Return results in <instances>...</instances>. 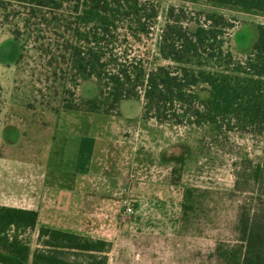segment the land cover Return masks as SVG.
Returning a JSON list of instances; mask_svg holds the SVG:
<instances>
[{"label": "rangeland", "instance_id": "374dc122", "mask_svg": "<svg viewBox=\"0 0 264 264\" xmlns=\"http://www.w3.org/2000/svg\"><path fill=\"white\" fill-rule=\"evenodd\" d=\"M143 1L159 7L154 36L146 44L152 52L171 7L234 20L227 47L237 61L247 59L257 40V26L264 24V13L199 0ZM32 23L40 22L32 19ZM19 28L20 46L13 40ZM53 39V23L27 27L25 21L0 13V205L17 203L24 181L26 201L19 205L35 206L44 195L40 168L48 176L44 180L52 184L53 171L76 173L75 167L86 160L99 167L96 174L105 177L106 187H120L123 192L133 180H148L163 194L155 201L115 200L120 202L115 208L121 211V227H100L93 236L86 235L111 243L108 264H224L217 247L240 244L241 210L255 209L258 193L264 198V186L258 191L252 179V171L258 165L264 167V136L155 120L140 128L135 123L140 114L143 117V104L135 100L123 101L117 115L66 111L67 97L89 100L99 90L94 81L73 89L67 79H61L53 66ZM99 125L105 138L97 143L91 138ZM4 157H19L30 167L13 168ZM136 166L138 170H133ZM112 176L121 180L120 186L113 185ZM124 201L134 208L130 216L124 213ZM38 234L37 230L27 235L32 250L38 247Z\"/></svg>", "mask_w": 264, "mask_h": 264}, {"label": "trees", "instance_id": "16d2710c", "mask_svg": "<svg viewBox=\"0 0 264 264\" xmlns=\"http://www.w3.org/2000/svg\"><path fill=\"white\" fill-rule=\"evenodd\" d=\"M199 1L264 13V0ZM0 13L27 27L53 23V66L61 79L73 89L96 83L98 96L67 97L66 111L117 115L123 101L135 100L143 104V118L159 124L264 136V24L257 26L247 59L237 61L227 47L235 21L223 14L171 7L152 52L146 44L159 7L151 1L0 0ZM32 19L40 23L30 24ZM15 32L20 46L21 29ZM252 179L261 192L264 167L258 165ZM38 218L33 210L0 207V264H108L110 242L47 227L39 229L32 251L27 235ZM238 231L240 244L219 245L218 258L224 264H264L260 193L255 209L241 210Z\"/></svg>", "mask_w": 264, "mask_h": 264}, {"label": "crops", "instance_id": "0c3cea01", "mask_svg": "<svg viewBox=\"0 0 264 264\" xmlns=\"http://www.w3.org/2000/svg\"><path fill=\"white\" fill-rule=\"evenodd\" d=\"M136 120L137 122L135 124L140 128L146 126V122H150L149 120L141 117V114L140 118ZM100 128L101 127L99 125L97 127V131L95 132L96 134H94L95 138H91L97 143L104 140L102 137L105 138L104 132L100 134ZM93 130L94 129H92V132ZM86 131L89 130L87 129ZM55 135L56 134H53V140L57 141ZM100 138H102V140H100ZM61 149L68 150V147L61 146ZM91 152H93V149H91ZM62 154L65 153L63 152ZM79 154L80 152H78V156ZM82 159L83 158L81 157V160ZM3 160L7 163V165L11 164L13 168L17 167L21 169L23 167L26 168V166L30 167L29 164L25 165L26 163L21 161V158L19 157H4ZM79 161L80 159H78L77 162ZM80 164V168L75 167L76 173L68 172L66 175L65 173L63 175L57 171H53L52 184L47 182V180H44L48 177L47 175L45 177L43 173L42 169L44 168H38L40 173H42L41 176H39V179H42L40 188L43 190L42 192H44L42 199H39L38 203L35 206L33 205V207L27 208L19 205L22 200H24V203L26 201L25 194L27 190L25 189V182L23 181L21 183L22 188H19L17 195L18 202L15 203L13 201L15 200L14 197H9V193H6L7 198H10L13 203L10 205H0V207H13L36 211L39 218L35 231H39L41 227H47L76 233L82 236H93L92 233L98 232L100 227H121L118 223L121 211L118 207L115 208L116 203L120 202H115V200L119 201L124 198L127 199L128 197H132L139 199L140 201H155L163 197V194L155 191L153 183L148 180H133L129 183V187L127 188L128 190L123 192H121L120 187H106L105 183L107 182L104 181L105 177H103L102 174H96L100 173L95 171L99 168L98 166L93 167L89 165L86 160L84 162L82 161ZM54 165L55 162L53 161V166ZM105 168L106 166L104 163V170ZM137 168V166L133 167V170H138ZM38 169H33L36 174L38 173ZM107 170L109 171L108 168ZM111 170H114V168L112 167ZM110 172L111 171H109V173ZM150 177H152V175H150ZM130 179L131 178L126 181H130ZM111 182L113 185L118 184V186H120L119 183H121V180L119 179V181H115V178L112 176ZM111 201H114L113 204ZM148 206L151 207L150 204Z\"/></svg>", "mask_w": 264, "mask_h": 264}, {"label": "built area", "instance_id": "2783aa9c", "mask_svg": "<svg viewBox=\"0 0 264 264\" xmlns=\"http://www.w3.org/2000/svg\"><path fill=\"white\" fill-rule=\"evenodd\" d=\"M124 208H125V215H132L134 213V208L132 206V204L129 201H124Z\"/></svg>", "mask_w": 264, "mask_h": 264}]
</instances>
